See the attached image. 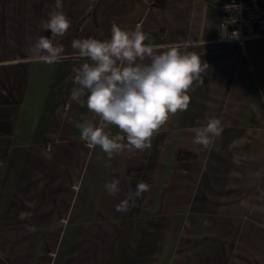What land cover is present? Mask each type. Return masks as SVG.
<instances>
[{
  "label": "crops",
  "instance_id": "crops-1",
  "mask_svg": "<svg viewBox=\"0 0 264 264\" xmlns=\"http://www.w3.org/2000/svg\"><path fill=\"white\" fill-rule=\"evenodd\" d=\"M217 2L62 0L71 26L55 42L68 58L48 65L26 49L51 37L42 24L55 0H0V264H264V36L244 50L223 40ZM113 21L153 43L203 44L189 50L208 69L150 149L106 167L75 127L92 114L70 99L71 42L108 39ZM212 117L221 136L194 144L191 129ZM113 178L115 197L103 187ZM140 181L150 190L116 211Z\"/></svg>",
  "mask_w": 264,
  "mask_h": 264
},
{
  "label": "clouds",
  "instance_id": "clouds-1",
  "mask_svg": "<svg viewBox=\"0 0 264 264\" xmlns=\"http://www.w3.org/2000/svg\"><path fill=\"white\" fill-rule=\"evenodd\" d=\"M62 8V0H55L42 24L51 37L39 36L26 49L31 62L53 65L68 58L63 45L55 42L71 26ZM202 45L191 41L153 43L141 25L127 30L115 21L108 39L89 37L71 42L72 59L79 63L73 69L75 86L70 99L86 104L92 114L91 118L81 117L75 127L79 139L90 149L99 146L106 154V167L126 150L150 149L152 138L170 117L188 109L189 90L194 83H203L202 77L208 69L201 59L202 53L189 49ZM113 127L118 129L116 134ZM191 131L194 144L209 148L213 138L221 136L223 128L221 120L212 117ZM119 184V179L113 178L103 187L115 197L121 191ZM149 190L146 182H138L135 190L129 191L116 205V211L126 212L135 207L137 198ZM28 228L36 230L35 226Z\"/></svg>",
  "mask_w": 264,
  "mask_h": 264
},
{
  "label": "built area",
  "instance_id": "built-area-1",
  "mask_svg": "<svg viewBox=\"0 0 264 264\" xmlns=\"http://www.w3.org/2000/svg\"><path fill=\"white\" fill-rule=\"evenodd\" d=\"M220 24L225 29L223 40L234 42L244 50L248 39L264 36V9L260 0H218ZM251 26L247 31L245 26Z\"/></svg>",
  "mask_w": 264,
  "mask_h": 264
},
{
  "label": "trees",
  "instance_id": "trees-1",
  "mask_svg": "<svg viewBox=\"0 0 264 264\" xmlns=\"http://www.w3.org/2000/svg\"><path fill=\"white\" fill-rule=\"evenodd\" d=\"M185 157H192L191 155H185Z\"/></svg>",
  "mask_w": 264,
  "mask_h": 264
}]
</instances>
